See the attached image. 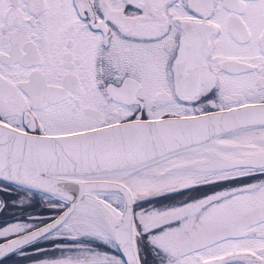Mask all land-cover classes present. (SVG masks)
Returning <instances> with one entry per match:
<instances>
[{"label":"snow or ice","instance_id":"obj_1","mask_svg":"<svg viewBox=\"0 0 264 264\" xmlns=\"http://www.w3.org/2000/svg\"><path fill=\"white\" fill-rule=\"evenodd\" d=\"M0 264H264V0H0Z\"/></svg>","mask_w":264,"mask_h":264}]
</instances>
